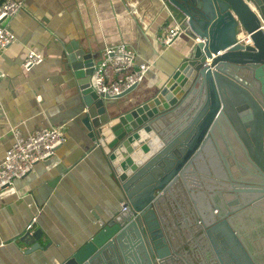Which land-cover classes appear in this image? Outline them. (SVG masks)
<instances>
[{"label": "water", "instance_id": "1", "mask_svg": "<svg viewBox=\"0 0 264 264\" xmlns=\"http://www.w3.org/2000/svg\"><path fill=\"white\" fill-rule=\"evenodd\" d=\"M151 2L181 28L168 45L181 42L144 94L97 92L98 50L64 45L88 148L120 203L92 211L88 236L55 264H264V0ZM42 234L24 230V252L46 247Z\"/></svg>", "mask_w": 264, "mask_h": 264}, {"label": "crops", "instance_id": "2", "mask_svg": "<svg viewBox=\"0 0 264 264\" xmlns=\"http://www.w3.org/2000/svg\"><path fill=\"white\" fill-rule=\"evenodd\" d=\"M21 2V8L2 21L16 39L0 49V161L12 142V127L25 134L55 125L67 138L49 158L16 178L14 187L0 189V264H55L88 236L92 211L102 214L120 203L102 151L88 148L92 144L79 120L83 102L61 68L65 43L88 44L98 50L99 60L104 46L126 43L136 53L135 63H152L136 86L135 92L144 94L164 77L172 46L181 39L162 44L159 37L168 23L151 0ZM29 50L40 52L43 60L25 69ZM119 76L112 72L113 78ZM54 178L58 180L52 188L48 181ZM35 214L34 228H42L40 242L48 245L26 253L18 236Z\"/></svg>", "mask_w": 264, "mask_h": 264}, {"label": "built area", "instance_id": "3", "mask_svg": "<svg viewBox=\"0 0 264 264\" xmlns=\"http://www.w3.org/2000/svg\"><path fill=\"white\" fill-rule=\"evenodd\" d=\"M21 6V0H3L0 3V19L12 17ZM180 30L178 24L166 26L165 33L159 39L162 44L168 45ZM15 39V34L0 22V49L7 47ZM197 39L204 41L205 37ZM217 53H220V50ZM135 56V51L123 42L104 46L102 56L93 70L94 89L115 96L131 85L142 82L152 63L150 61L135 63ZM42 60L43 55L40 52L29 50L22 64L25 69H29ZM112 72L120 76L113 78ZM2 74L0 71V77ZM11 130L12 142L5 149L0 161V189L5 185L14 187L16 178L24 176L38 161L51 156L56 147L67 138L55 125L30 130L25 134L17 126ZM36 219L37 215H32L26 223L25 230H32Z\"/></svg>", "mask_w": 264, "mask_h": 264}, {"label": "rangeland", "instance_id": "4", "mask_svg": "<svg viewBox=\"0 0 264 264\" xmlns=\"http://www.w3.org/2000/svg\"><path fill=\"white\" fill-rule=\"evenodd\" d=\"M110 68V67H109Z\"/></svg>", "mask_w": 264, "mask_h": 264}]
</instances>
